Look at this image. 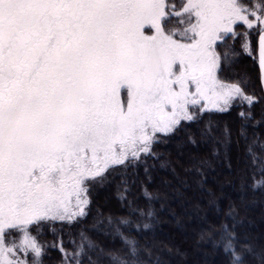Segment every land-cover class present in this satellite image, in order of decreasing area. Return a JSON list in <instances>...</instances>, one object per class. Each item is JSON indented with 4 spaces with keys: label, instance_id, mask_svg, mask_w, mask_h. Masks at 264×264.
<instances>
[{
    "label": "snow or ice",
    "instance_id": "6c2138e0",
    "mask_svg": "<svg viewBox=\"0 0 264 264\" xmlns=\"http://www.w3.org/2000/svg\"><path fill=\"white\" fill-rule=\"evenodd\" d=\"M252 35L264 80V0H0V264H42L32 226L84 215L85 182L149 152L190 106L255 103L220 78L231 56L217 51L240 37L251 54Z\"/></svg>",
    "mask_w": 264,
    "mask_h": 264
},
{
    "label": "trees",
    "instance_id": "16d2710c",
    "mask_svg": "<svg viewBox=\"0 0 264 264\" xmlns=\"http://www.w3.org/2000/svg\"><path fill=\"white\" fill-rule=\"evenodd\" d=\"M251 40V54L240 37L226 38L219 51L231 56L222 79L256 102L236 100L224 111L192 106L193 119L157 133L149 152L86 181L84 215L30 229L42 264H74L84 236L92 247L85 244L80 264H234L235 256L264 264V94ZM126 241L136 243V257Z\"/></svg>",
    "mask_w": 264,
    "mask_h": 264
},
{
    "label": "rangeland",
    "instance_id": "374dc122",
    "mask_svg": "<svg viewBox=\"0 0 264 264\" xmlns=\"http://www.w3.org/2000/svg\"><path fill=\"white\" fill-rule=\"evenodd\" d=\"M169 3H174L175 6H176V9H177V10H180V9H181V6H182V0H169ZM144 31H145V35H152L153 32H154V30L150 29L148 26L145 27ZM224 41H225V40H224ZM217 51L220 53V51H219V43H218ZM256 61H257V65H258L257 48H256ZM228 69H229V68L226 67L225 70L220 74V78H221V79H222L223 76H227V75H229V74H227V72H226ZM222 80H223L224 82H226V83H229V84H236V83H234V82H232V81L227 80L226 78H225V79H222ZM238 85H239V84H238ZM239 86H240V85H239ZM240 87H241V86H240ZM241 88H242V87H241ZM243 91H244V90H243ZM244 94H245V92H244ZM245 95H246V94H245ZM236 100H238V101H244V99H242V98H237V99H234L233 101H236ZM233 101H231L230 104H231ZM230 104H229V105H230ZM198 105L201 106L202 108H205V109H217V108L212 107V105H210V104L208 103V101H206V100H201L200 103H199ZM198 105H195V106H198ZM229 105H227V106H225V107H228ZM191 108H192V106L189 107V112H190ZM158 133H159V132H158ZM156 134H157V133H156ZM153 139H154V138H153ZM31 233H32V235L36 238L37 243L40 244V241H39L37 235H36L35 233H33V232H31ZM84 237H85V236H84ZM87 242H88V239H87ZM40 245H41V244H40ZM29 260H31V257H30V256H29ZM29 264H31V262H30Z\"/></svg>",
    "mask_w": 264,
    "mask_h": 264
},
{
    "label": "water",
    "instance_id": "95a60500",
    "mask_svg": "<svg viewBox=\"0 0 264 264\" xmlns=\"http://www.w3.org/2000/svg\"><path fill=\"white\" fill-rule=\"evenodd\" d=\"M257 57H258V69H259V76H260V84H261V88L264 94V80H262V72H261V68L259 66V54H258V47H257Z\"/></svg>",
    "mask_w": 264,
    "mask_h": 264
}]
</instances>
